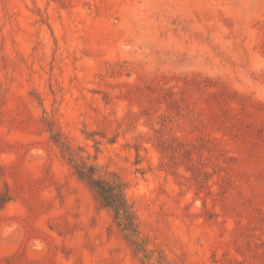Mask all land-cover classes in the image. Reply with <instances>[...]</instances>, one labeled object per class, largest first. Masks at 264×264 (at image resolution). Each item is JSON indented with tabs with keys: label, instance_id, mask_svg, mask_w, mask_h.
Segmentation results:
<instances>
[{
	"label": "rangeland",
	"instance_id": "obj_1",
	"mask_svg": "<svg viewBox=\"0 0 264 264\" xmlns=\"http://www.w3.org/2000/svg\"><path fill=\"white\" fill-rule=\"evenodd\" d=\"M0 264H264V0H0Z\"/></svg>",
	"mask_w": 264,
	"mask_h": 264
},
{
	"label": "trees",
	"instance_id": "obj_2",
	"mask_svg": "<svg viewBox=\"0 0 264 264\" xmlns=\"http://www.w3.org/2000/svg\"><path fill=\"white\" fill-rule=\"evenodd\" d=\"M191 94L193 95V93ZM214 95L216 96L215 102L221 104V100L224 99L217 93H214ZM185 104H190V102ZM243 105L247 107V102H244ZM221 112L222 114L220 115V112L216 110L215 115L222 122L224 120L221 117L230 120L232 126L236 127L235 132L240 134L246 132L243 127V121H238L240 119V117H237L239 113L233 112V109L231 110L230 108H222ZM76 173L89 186L101 205L113 212L115 222L135 250L146 252V245L140 238L136 211L126 194L127 187L125 182L116 174H112L111 178L97 176L94 166L78 165L76 166Z\"/></svg>",
	"mask_w": 264,
	"mask_h": 264
}]
</instances>
